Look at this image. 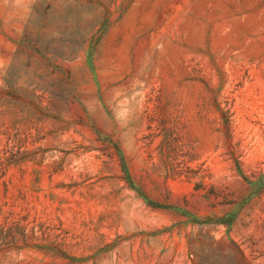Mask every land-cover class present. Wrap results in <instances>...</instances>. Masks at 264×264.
Listing matches in <instances>:
<instances>
[{
	"label": "rangeland",
	"instance_id": "obj_1",
	"mask_svg": "<svg viewBox=\"0 0 264 264\" xmlns=\"http://www.w3.org/2000/svg\"><path fill=\"white\" fill-rule=\"evenodd\" d=\"M0 264H264V0H0Z\"/></svg>",
	"mask_w": 264,
	"mask_h": 264
},
{
	"label": "trees",
	"instance_id": "obj_2",
	"mask_svg": "<svg viewBox=\"0 0 264 264\" xmlns=\"http://www.w3.org/2000/svg\"><path fill=\"white\" fill-rule=\"evenodd\" d=\"M149 204H151L153 207L165 208V207H163V206H161V205H157V204H154V203H149Z\"/></svg>",
	"mask_w": 264,
	"mask_h": 264
}]
</instances>
